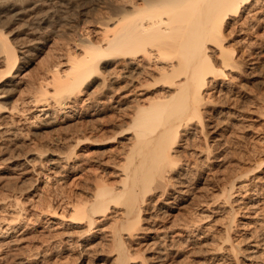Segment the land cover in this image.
Listing matches in <instances>:
<instances>
[{"label": "rangeland", "instance_id": "obj_1", "mask_svg": "<svg viewBox=\"0 0 264 264\" xmlns=\"http://www.w3.org/2000/svg\"><path fill=\"white\" fill-rule=\"evenodd\" d=\"M7 1L0 31L18 73L0 100V264H115L122 207L95 215L89 231L72 208L89 205L99 182L119 187L126 132L137 105L159 93L149 85L159 72L140 58L107 60L63 106L52 98V70L62 75L85 44H102L113 14L135 1ZM240 12L222 41L236 66L209 78L203 124L181 130L177 150L191 157L164 193H151L131 236L119 233L128 264H264V0ZM211 52L220 68L219 48Z\"/></svg>", "mask_w": 264, "mask_h": 264}, {"label": "bare ground", "instance_id": "obj_2", "mask_svg": "<svg viewBox=\"0 0 264 264\" xmlns=\"http://www.w3.org/2000/svg\"><path fill=\"white\" fill-rule=\"evenodd\" d=\"M134 1H130L132 3L129 9L113 14V18L109 20H113L112 27L106 25L102 44L91 42L85 44L82 47V56L77 60L70 57L71 65L62 75L58 74L57 65L52 70L54 75L52 98L54 103L63 106L70 97L80 93L81 87L91 76L100 74V66L107 60L137 61L140 58L152 61L159 72L158 77H153L151 83H148L151 87L160 85L157 90L159 93L151 97L146 105H137L132 118L133 123L128 128L131 132H126L131 135L132 143L130 148H127L128 152L124 153L119 187L110 188L99 182L92 196L90 195L92 199L88 200L89 205L84 202L83 205L72 208V219L85 221L88 224L86 229L89 231L92 224L94 225L95 215L104 213L111 206L122 207L123 222L119 224L121 228L116 230L117 234L115 233L117 236L115 248L118 252L115 264H128L130 259L124 251L125 247L119 233L126 231V234L131 236L139 224L141 207L151 193L155 191L164 193L166 187L171 185L173 174L180 169V163L187 162L188 157H191L186 153L184 160L181 157L182 153L177 150L180 142L184 140L181 130L189 128L193 121L203 124L202 110L206 103L203 92L210 82L209 78L223 76L226 69H233L236 66L232 51L226 50L222 45L225 25L229 20H233L232 17L241 13L245 5L258 2V0ZM4 5L6 2L0 0V10ZM215 46L220 50V68L219 66L216 68L217 65L215 66L216 63L214 64L215 61L211 57L213 54L210 55L211 48ZM16 62L15 48L10 44L8 37L0 31L2 66L0 67L3 69L0 72V100L6 96L18 73ZM118 78L116 77V80ZM86 86L85 84L84 87ZM33 102L39 103L37 100ZM37 112L39 115H45L48 108L39 109ZM6 132L0 127V138ZM95 143L102 142L96 141L93 144ZM183 143L186 148L192 147L187 139ZM204 150L207 154L212 152L210 146H205ZM73 151L71 150V154ZM207 158L208 156L205 160ZM57 160L63 162L68 159L61 156L57 157ZM62 166L57 167L60 169ZM114 229L113 226L112 230Z\"/></svg>", "mask_w": 264, "mask_h": 264}]
</instances>
